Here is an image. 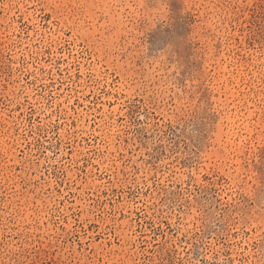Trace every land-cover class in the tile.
<instances>
[{
  "label": "rangeland",
  "instance_id": "obj_1",
  "mask_svg": "<svg viewBox=\"0 0 264 264\" xmlns=\"http://www.w3.org/2000/svg\"><path fill=\"white\" fill-rule=\"evenodd\" d=\"M264 0H0V264H264Z\"/></svg>",
  "mask_w": 264,
  "mask_h": 264
},
{
  "label": "snow or ice",
  "instance_id": "obj_2",
  "mask_svg": "<svg viewBox=\"0 0 264 264\" xmlns=\"http://www.w3.org/2000/svg\"><path fill=\"white\" fill-rule=\"evenodd\" d=\"M262 174H264V173H262Z\"/></svg>",
  "mask_w": 264,
  "mask_h": 264
}]
</instances>
